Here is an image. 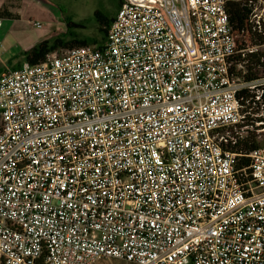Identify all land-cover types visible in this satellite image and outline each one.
<instances>
[{"label": "built area", "instance_id": "built-area-1", "mask_svg": "<svg viewBox=\"0 0 264 264\" xmlns=\"http://www.w3.org/2000/svg\"><path fill=\"white\" fill-rule=\"evenodd\" d=\"M245 43L227 0H123L102 44L6 67L0 264H264V145L229 147L242 91L264 108Z\"/></svg>", "mask_w": 264, "mask_h": 264}, {"label": "trees", "instance_id": "trees-1", "mask_svg": "<svg viewBox=\"0 0 264 264\" xmlns=\"http://www.w3.org/2000/svg\"><path fill=\"white\" fill-rule=\"evenodd\" d=\"M19 5H11L8 0L6 4L0 9V20H17L18 16L16 11L21 9V0H17ZM123 0L119 4L118 10L121 7ZM259 4V0H227V11L229 15V21L234 31L240 36L241 47L246 45L245 39L254 42L260 46L259 50L253 53H248L245 58L241 55L237 56V64L242 68L237 71L234 67L233 70L236 76H243L246 81H253L264 77V21L263 19H253L254 8ZM117 15V14H116ZM116 17V16H115ZM110 18L108 15L97 11L95 18L97 24H99V30L102 33L101 41L98 38H89L84 40L74 39L72 41H65L61 38L54 40H45L36 46L28 49L23 53L25 62L31 65L42 64L48 57V55L59 53L62 50H70L77 47L100 45L105 42L109 29L115 19ZM68 28H84L81 23H75L69 21L67 23ZM242 37V39H241ZM242 95H245L247 99H250L249 104L246 106V110L249 111L254 117L249 119L248 125L254 126V123H264V108L262 103L256 101L255 94L248 91H242ZM264 102V92L262 96ZM260 135H256L251 132L244 138H238L236 145H230V149L233 153H237V167L238 169L247 168L250 165L249 155L264 145L261 142Z\"/></svg>", "mask_w": 264, "mask_h": 264}, {"label": "rangeland", "instance_id": "rangeland-1", "mask_svg": "<svg viewBox=\"0 0 264 264\" xmlns=\"http://www.w3.org/2000/svg\"><path fill=\"white\" fill-rule=\"evenodd\" d=\"M17 0H8L11 5H19ZM122 0H21L20 15L22 22H15L14 31L9 34L4 45L10 42L21 40L27 47L34 46L43 40H54L61 38L65 41L74 39L84 40L98 38L101 41L102 33L95 18V13L100 11L110 18L116 16L119 4ZM264 4V0H259V7ZM263 7V6H262ZM260 12V11H259ZM73 21L81 23L84 28H68L67 23ZM35 22L41 24L40 27L34 25ZM23 34V35H22ZM23 37V40H22ZM242 39V37H241ZM264 49V48H263ZM62 50L57 55L63 54ZM2 51H0V54ZM264 126L254 125V129L249 128L257 136L260 135L261 142L264 143V130L257 131ZM99 264H126L123 261L111 260L103 261Z\"/></svg>", "mask_w": 264, "mask_h": 264}, {"label": "crops", "instance_id": "crops-1", "mask_svg": "<svg viewBox=\"0 0 264 264\" xmlns=\"http://www.w3.org/2000/svg\"><path fill=\"white\" fill-rule=\"evenodd\" d=\"M6 4V0H0V9ZM16 15L18 16L17 20L7 19L1 20L2 26L0 28V43L2 44V53L0 54V76L5 72L6 67L10 69H18L24 63L25 59L23 57V53L28 49L36 46L27 47V45H23L20 41L10 42L8 45H4V42L8 39L9 34L11 35L12 31H14L15 22H22V18L20 15V9L16 11ZM23 35V34H22ZM23 40V37H22ZM45 41V40H43ZM42 41V42H43Z\"/></svg>", "mask_w": 264, "mask_h": 264}]
</instances>
